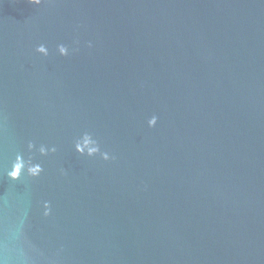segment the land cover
Here are the masks:
<instances>
[{
    "label": "water",
    "instance_id": "water-1",
    "mask_svg": "<svg viewBox=\"0 0 264 264\" xmlns=\"http://www.w3.org/2000/svg\"><path fill=\"white\" fill-rule=\"evenodd\" d=\"M0 264H264V0H0Z\"/></svg>",
    "mask_w": 264,
    "mask_h": 264
},
{
    "label": "clouds",
    "instance_id": "clouds-1",
    "mask_svg": "<svg viewBox=\"0 0 264 264\" xmlns=\"http://www.w3.org/2000/svg\"><path fill=\"white\" fill-rule=\"evenodd\" d=\"M31 2L39 3V0H31ZM41 51H43V49H41ZM153 123H155V121H153ZM92 151H94V149ZM20 169H21V166L17 164L14 171L10 174L13 179H16L19 176Z\"/></svg>",
    "mask_w": 264,
    "mask_h": 264
}]
</instances>
